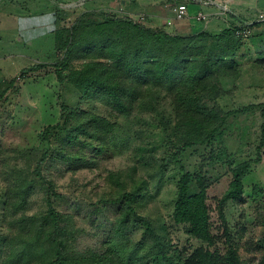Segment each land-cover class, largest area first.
I'll return each instance as SVG.
<instances>
[{
	"label": "rangeland",
	"instance_id": "1",
	"mask_svg": "<svg viewBox=\"0 0 264 264\" xmlns=\"http://www.w3.org/2000/svg\"><path fill=\"white\" fill-rule=\"evenodd\" d=\"M36 1L56 12L55 26L51 14L39 19L48 32L55 29L47 41L51 45L57 30L78 21L101 23L107 14L131 20L121 14L117 0ZM3 10L0 5V15ZM2 34L0 59L26 49L18 43L20 27L10 25ZM191 46L198 58L213 54L232 72L225 76L221 70L208 79L217 94L202 100L200 111L182 109L179 93L154 89V96L137 102L130 115L119 113L103 98L84 97L75 88L69 75L88 59L76 54L68 61L55 45L46 46L36 61L10 58L0 66V264H7L6 241L17 233L18 220L44 215L49 207L69 219L64 225L73 254H105L112 264H168L157 255L161 248L182 263L200 243L173 221L177 185L182 175L196 174L203 160L211 228L220 238L212 250L227 252L216 204L232 181V169L247 165L241 174L242 196L227 203L225 217L239 264H264V21L250 26L245 38L222 32L197 38ZM80 112L113 125L103 143L79 133L67 144L68 129L74 126L70 117ZM21 183L29 184L26 202L14 210L9 201L16 199ZM196 190L193 182L191 192ZM135 192L139 197L129 205L134 214L121 237L116 224L126 210L125 196ZM137 217L149 221L154 236L146 235ZM37 225L31 224L30 237L38 233ZM40 235L44 238L46 232Z\"/></svg>",
	"mask_w": 264,
	"mask_h": 264
},
{
	"label": "trees",
	"instance_id": "2",
	"mask_svg": "<svg viewBox=\"0 0 264 264\" xmlns=\"http://www.w3.org/2000/svg\"><path fill=\"white\" fill-rule=\"evenodd\" d=\"M104 17L105 20L101 23L83 24L78 21L71 28L57 30L55 49L58 52L63 51V56L68 61L75 58L76 54L82 59H88L82 68L71 72L70 82L84 97L103 98V101L119 113L130 115L137 102L154 96V89L167 91L171 95L179 93L181 96L177 101L182 109L186 107L188 111H200L202 100H213V96L217 94V91H211L208 79L221 70H224L225 76L232 73L226 65L216 61L213 54L198 58V50L191 43L197 38H208V34L170 35L128 19H119L112 14ZM238 29L240 28L235 25L223 33L236 35ZM230 65L236 66L233 62ZM56 74L58 80H62L60 71L57 70ZM213 85L218 88L216 81ZM261 117L264 142V104ZM70 118H73L74 126L68 129L67 144L77 140L79 133L89 140L96 139L103 143L104 136L111 132L113 126L106 119L86 112L73 114ZM53 128L58 129L51 127ZM209 138L208 136L206 139ZM190 141L186 146L192 144ZM87 144L92 147L90 141ZM99 148L103 150L101 144ZM204 164L203 160L196 174L186 173L180 177L172 214L173 221L184 225L186 234L197 240L200 246L184 257L182 263L167 257L160 248L157 255L168 264H239L236 250L231 245L225 208L229 201H238L241 198V174L247 165L232 169V181L224 195L217 200L216 210L223 227L222 237L228 245L226 254L222 255L217 250H212L220 238L213 234L211 228L210 208L207 204L209 186ZM193 182L197 190L192 193ZM28 186L27 183H21L15 189L16 199L9 201L14 210L24 207ZM138 197L137 192L125 196L126 210L121 212L116 224L117 233L121 237L125 234L129 214H134L129 205ZM137 218L145 225L146 235L154 236L149 221ZM68 220L51 207L44 215L20 218L18 231H15L17 233L11 240L6 241V246L9 247L6 263L32 264L35 261L34 264H112V258L105 254H73L68 245L67 224L64 225ZM31 224H38V233L34 238L29 234ZM41 232H46L44 238H41Z\"/></svg>",
	"mask_w": 264,
	"mask_h": 264
},
{
	"label": "crops",
	"instance_id": "3",
	"mask_svg": "<svg viewBox=\"0 0 264 264\" xmlns=\"http://www.w3.org/2000/svg\"><path fill=\"white\" fill-rule=\"evenodd\" d=\"M32 1L35 3H32L34 6L31 5ZM212 1L214 4L209 6L190 5L184 19L175 20L171 26H168L166 23L172 19V12L165 7L164 0H117L120 3L122 15H127L134 22L147 28L178 36L217 35L237 24L249 23L259 15H264V0ZM36 3V0L15 2L13 0H0V5L4 8L0 15V39L3 38V31L8 29L10 25L20 27L21 37L18 38V43L24 42L26 49L17 52L13 56L19 62L20 60L24 62L36 61L38 58L43 57L46 46L54 48L55 45V36L52 45L51 42L50 44L47 43L55 29L48 32L44 25L45 21L42 19L40 23L39 19L51 14L53 26H55L56 12L53 9H47L43 5L38 6ZM23 9L26 11H23ZM201 12L206 15L205 21L196 19V15ZM27 20L28 22L24 23ZM5 22H10V25H6ZM10 58L0 59V66ZM11 64L13 63L11 62L8 65Z\"/></svg>",
	"mask_w": 264,
	"mask_h": 264
},
{
	"label": "built area",
	"instance_id": "4",
	"mask_svg": "<svg viewBox=\"0 0 264 264\" xmlns=\"http://www.w3.org/2000/svg\"><path fill=\"white\" fill-rule=\"evenodd\" d=\"M165 7H167L172 12V19L168 21L166 24L171 26L175 20L184 19L188 13V7L192 4H198L201 6H209L213 5L214 2L212 0H164ZM196 19L199 21H205L206 15L204 13H198L196 15ZM264 21V15H259L255 20L249 23H241L236 26L239 27L236 31L237 36L247 37L249 35L250 26L255 23Z\"/></svg>",
	"mask_w": 264,
	"mask_h": 264
}]
</instances>
